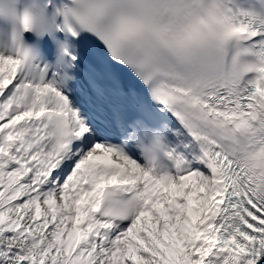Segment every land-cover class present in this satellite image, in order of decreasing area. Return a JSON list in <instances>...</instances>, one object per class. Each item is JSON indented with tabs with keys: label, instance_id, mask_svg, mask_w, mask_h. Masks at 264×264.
<instances>
[{
	"label": "snow or ice",
	"instance_id": "6c2138e0",
	"mask_svg": "<svg viewBox=\"0 0 264 264\" xmlns=\"http://www.w3.org/2000/svg\"><path fill=\"white\" fill-rule=\"evenodd\" d=\"M0 264H264V0H0Z\"/></svg>",
	"mask_w": 264,
	"mask_h": 264
}]
</instances>
